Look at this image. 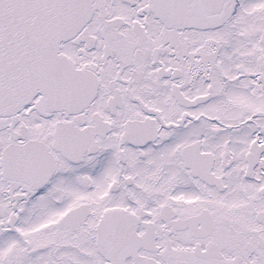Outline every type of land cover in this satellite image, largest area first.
I'll return each mask as SVG.
<instances>
[{"label": "snow or ice", "instance_id": "snow-or-ice-1", "mask_svg": "<svg viewBox=\"0 0 264 264\" xmlns=\"http://www.w3.org/2000/svg\"><path fill=\"white\" fill-rule=\"evenodd\" d=\"M0 264H264V0H0Z\"/></svg>", "mask_w": 264, "mask_h": 264}]
</instances>
